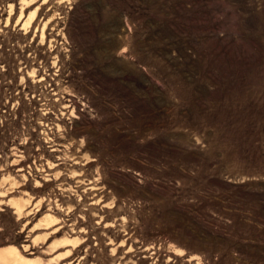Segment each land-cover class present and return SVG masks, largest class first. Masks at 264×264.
Masks as SVG:
<instances>
[{"label":"rangeland","instance_id":"1","mask_svg":"<svg viewBox=\"0 0 264 264\" xmlns=\"http://www.w3.org/2000/svg\"><path fill=\"white\" fill-rule=\"evenodd\" d=\"M10 246L40 264H264V0H0Z\"/></svg>","mask_w":264,"mask_h":264},{"label":"bare ground","instance_id":"2","mask_svg":"<svg viewBox=\"0 0 264 264\" xmlns=\"http://www.w3.org/2000/svg\"><path fill=\"white\" fill-rule=\"evenodd\" d=\"M35 0H25V7L29 8L31 5L34 4ZM12 12V11H11ZM37 10L34 11L31 16L29 18L24 17L25 11H22V17L23 18V23L25 27L30 26L34 17L36 16ZM54 147V146H53ZM20 203V202H19ZM21 205H23L22 203H20ZM26 205V204H25ZM16 208L18 207L15 205ZM16 210V209H15ZM21 210V209H20ZM19 210V211H20ZM28 212V211H27ZM17 213V212H16ZM22 216V215H21ZM26 216V215H25ZM48 217V216H47ZM63 219V218H62ZM61 219V220H62ZM53 221V220H52ZM50 223H52L51 221H49ZM56 223V222H55ZM64 223V222H63ZM57 226V225H56ZM48 227V226H47ZM56 230V229H55ZM51 231V230H49ZM53 232V230H52ZM48 234V233H47ZM47 236V235H46ZM67 239V238H66ZM69 239V238H68ZM65 241V240H64ZM67 243H70V241H66ZM77 243V241H76ZM70 255V254H68ZM66 257V255H65ZM0 264H40L38 261L36 260H32V259H28L25 258L22 253L20 252V250L16 247H6V248H2L0 249Z\"/></svg>","mask_w":264,"mask_h":264}]
</instances>
